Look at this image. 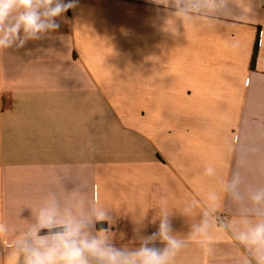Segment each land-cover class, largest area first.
Masks as SVG:
<instances>
[{"label": "crops", "instance_id": "1", "mask_svg": "<svg viewBox=\"0 0 264 264\" xmlns=\"http://www.w3.org/2000/svg\"><path fill=\"white\" fill-rule=\"evenodd\" d=\"M172 3L79 0L54 32L0 50L7 240L50 195L63 204L74 192L109 209L111 223L96 230L117 247L138 246L141 214L144 235L158 230L161 200L187 237L216 191L213 253L189 242L176 264H236L244 254L224 225L251 213L250 191L264 187V0H215L186 15ZM234 175L240 201L221 192ZM8 253L0 239V264Z\"/></svg>", "mask_w": 264, "mask_h": 264}, {"label": "clouds", "instance_id": "2", "mask_svg": "<svg viewBox=\"0 0 264 264\" xmlns=\"http://www.w3.org/2000/svg\"><path fill=\"white\" fill-rule=\"evenodd\" d=\"M79 0H0V50L24 47L30 40H39L60 27L57 18L75 9ZM208 5L214 9L215 0H173L177 15H186ZM205 175H213L207 167ZM241 178L234 175L221 186L236 201ZM251 213L244 212L238 220L225 224L232 239L244 249L236 264H264V187L250 191ZM206 210L201 221L193 226L187 237L174 232L171 210L161 200L158 230L144 235V215L137 220L134 239L137 247H117L109 230H96V224L112 221L108 208L98 200L88 204L86 196L74 192L63 204L55 194L50 195L34 211L29 223L14 239L7 240L9 228L0 222V239L5 240L9 253L7 264H176L177 257L189 242L198 243L209 255L213 253L212 225L219 211L220 195L216 191L206 197ZM194 206L186 204L183 214L190 215ZM255 218H251V217ZM44 234H41V233ZM159 242L160 246H157Z\"/></svg>", "mask_w": 264, "mask_h": 264}, {"label": "trees", "instance_id": "3", "mask_svg": "<svg viewBox=\"0 0 264 264\" xmlns=\"http://www.w3.org/2000/svg\"><path fill=\"white\" fill-rule=\"evenodd\" d=\"M257 52H258V45H256V47H255V51H254V55H253V60H252V67H254V65H255ZM98 226L100 227L101 225H98Z\"/></svg>", "mask_w": 264, "mask_h": 264}]
</instances>
